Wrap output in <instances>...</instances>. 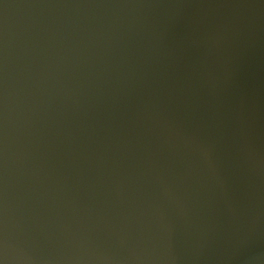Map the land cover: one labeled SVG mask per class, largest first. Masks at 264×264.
I'll use <instances>...</instances> for the list:
<instances>
[{"label": "water", "instance_id": "water-1", "mask_svg": "<svg viewBox=\"0 0 264 264\" xmlns=\"http://www.w3.org/2000/svg\"><path fill=\"white\" fill-rule=\"evenodd\" d=\"M0 264H264V0H0Z\"/></svg>", "mask_w": 264, "mask_h": 264}]
</instances>
